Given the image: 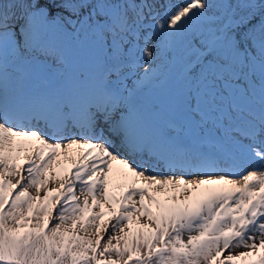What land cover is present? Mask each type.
<instances>
[{
    "label": "snow or ice",
    "instance_id": "6c2138e0",
    "mask_svg": "<svg viewBox=\"0 0 264 264\" xmlns=\"http://www.w3.org/2000/svg\"><path fill=\"white\" fill-rule=\"evenodd\" d=\"M0 264H264V0H0Z\"/></svg>",
    "mask_w": 264,
    "mask_h": 264
}]
</instances>
